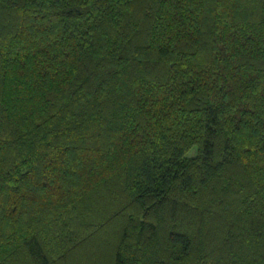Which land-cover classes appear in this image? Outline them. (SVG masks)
<instances>
[{"label": "trees", "instance_id": "16d2710c", "mask_svg": "<svg viewBox=\"0 0 264 264\" xmlns=\"http://www.w3.org/2000/svg\"><path fill=\"white\" fill-rule=\"evenodd\" d=\"M0 264H264V0H0Z\"/></svg>", "mask_w": 264, "mask_h": 264}]
</instances>
